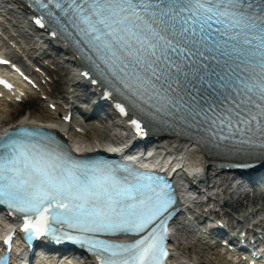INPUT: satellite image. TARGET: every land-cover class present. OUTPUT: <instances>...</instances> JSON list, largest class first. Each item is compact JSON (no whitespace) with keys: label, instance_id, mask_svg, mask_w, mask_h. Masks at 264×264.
Masks as SVG:
<instances>
[{"label":"snow or ice","instance_id":"6c2138e0","mask_svg":"<svg viewBox=\"0 0 264 264\" xmlns=\"http://www.w3.org/2000/svg\"><path fill=\"white\" fill-rule=\"evenodd\" d=\"M34 3L49 17L56 15L53 5L76 30L78 49L86 46L91 66L137 106L192 127L207 125L213 135L226 128L248 136L242 143L252 146L257 141L248 134H254L264 149V0ZM42 19L35 21L41 27ZM206 72L218 87L208 83L213 91L197 99L189 76L204 80ZM166 188L130 167L75 159L39 130L0 135V204L24 214L26 233L55 236L60 225L62 237L87 245L100 264H164L161 217L173 203ZM119 234L137 238H101Z\"/></svg>","mask_w":264,"mask_h":264},{"label":"rangeland","instance_id":"374dc122","mask_svg":"<svg viewBox=\"0 0 264 264\" xmlns=\"http://www.w3.org/2000/svg\"><path fill=\"white\" fill-rule=\"evenodd\" d=\"M5 23L7 25L9 24L7 22ZM17 29L18 27H16V29L13 27V33L17 34ZM27 37H23L21 43L27 50L26 54L31 55L34 54V50L31 49L33 47V44L31 43L30 39H27ZM40 47L45 49L44 44H40ZM22 51L23 50L20 49V52ZM36 53V56L40 58V61L38 60V63L40 62V65L44 66L43 71L47 73V83L45 81L40 82L39 89L41 94L36 93V95H34V100H30L29 103L24 105H17L16 107L8 106V108L2 114H0V127H2V125L13 124V122L19 121L26 115H29L35 120L40 119L41 121H49L54 119L55 121H57L55 119L57 113L58 116L61 113V107L59 104H61L65 100V98H68L67 94L71 96V101L74 104L80 106L82 110H85V113L87 115H91L93 111V103L92 101H90V97L87 95V93L80 92L77 87L68 88V72L62 66V64L58 63L61 61V59L58 56H54V52L47 49L41 52L35 51V54ZM22 55H25V52H22ZM41 95L46 97L49 95V100L55 106V110L50 111V114L48 115H46V102L41 101ZM103 112L104 111H100L99 115H105ZM6 114L11 115L10 120L2 122L5 119ZM85 118V115L80 116L79 121L84 122L83 124L88 130H85L83 135L78 134L77 138L81 140H87L88 142H95V140H104L106 138L105 132L107 131L109 125L99 122L100 119L98 120V116H94L89 121H86ZM249 190L250 191L249 193H247L244 200L231 204L225 201L224 207L221 208L218 206L220 211L233 212L235 208L245 203L246 201L252 202L256 199L264 204L263 187L257 186ZM224 218L229 220V215L226 214ZM185 242L187 243V240ZM188 247L190 248L185 251L186 256L190 259L187 264H225V262L221 261L220 257H218L216 248H214L213 250H209L205 247H199L192 243L191 245L189 244Z\"/></svg>","mask_w":264,"mask_h":264},{"label":"bare ground","instance_id":"6f19581e","mask_svg":"<svg viewBox=\"0 0 264 264\" xmlns=\"http://www.w3.org/2000/svg\"><path fill=\"white\" fill-rule=\"evenodd\" d=\"M15 7H17V6H15ZM64 59H67V58H64ZM64 64H66V65L68 66V61H65ZM1 102H2V104L0 105V114H2V113L8 108L7 103H5V102H3V101H1ZM1 102H0V103H1ZM15 106H16V105H14V107H15ZM48 114H50V111H49V110L46 111V115H48ZM53 115H54V113H53ZM10 117H11V115L6 114L5 119H4L2 122L10 120ZM25 118L30 119V118H32V117H30L29 115H26ZM25 118H23V120H24ZM37 120H38V121H41L40 119H37ZM0 123H1V122H0ZM4 127H5V126H4ZM170 144H171V143H169V145H170ZM173 146H175V145H173ZM184 154H186V155H188V156H191L192 161H194V160L196 159V156H193L192 153H191V147H187L186 150L184 151ZM221 176H222V175H221L218 171H216V170L210 168L208 171H206V173H205L204 175H202V176L200 177V178H201V180H200V185H201V184H204V186L206 187V186L210 185L212 182H213V183H214V182H218V181L221 180ZM195 177H196V176H195Z\"/></svg>","mask_w":264,"mask_h":264}]
</instances>
